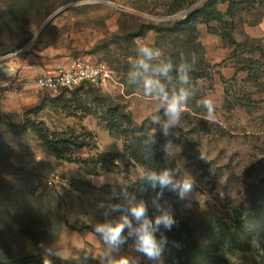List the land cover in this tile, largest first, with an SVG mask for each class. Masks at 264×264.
I'll return each mask as SVG.
<instances>
[{
	"label": "rangeland",
	"instance_id": "rangeland-1",
	"mask_svg": "<svg viewBox=\"0 0 264 264\" xmlns=\"http://www.w3.org/2000/svg\"><path fill=\"white\" fill-rule=\"evenodd\" d=\"M30 1L32 10L24 12ZM206 1L0 0V58L23 43L25 47L32 44L30 49L53 47L60 62L81 59L110 68L106 49L117 50L115 42L123 36V29L183 18ZM234 1L232 5L229 0H215L206 7L224 25L219 26V20L205 24L196 18L199 39L212 67V80L200 79L199 83L207 93L205 98L213 102V120L202 106L185 109L181 126L164 137L150 119L156 114V102L141 90L126 95L114 71L103 86L85 83L56 95L31 86L37 99L21 108L9 110L2 99V114L22 116L24 110L36 107L32 115L50 129L90 131L94 137L88 148L72 150L80 163L58 160L41 150L31 136L0 137V255L37 253L50 259L54 255L45 251L50 248L64 261L100 264L99 258L108 249L94 233V226L125 214L110 212L108 205L126 207L123 193L127 191L149 204L150 217L158 214L151 207L152 196L137 190L136 181L142 176L138 166L125 157L106 170L90 162L99 153H122V140L105 129L111 105L121 107L163 149L171 143V168L194 178L187 200H178L174 193L164 195L172 214L187 220L205 245L213 241L230 264H264V226L259 220L264 216V0ZM56 13L47 32L38 38L46 29L39 32L42 26ZM224 31L227 38L223 40ZM152 38L153 33H148L137 42L151 44ZM158 114L163 118L162 111ZM8 120L18 122L19 117ZM101 203L104 208L99 207ZM241 221L248 225L244 237L259 227L247 239L244 251L226 243ZM113 255L153 264L135 251L132 240Z\"/></svg>",
	"mask_w": 264,
	"mask_h": 264
},
{
	"label": "trees",
	"instance_id": "trees-1",
	"mask_svg": "<svg viewBox=\"0 0 264 264\" xmlns=\"http://www.w3.org/2000/svg\"><path fill=\"white\" fill-rule=\"evenodd\" d=\"M214 1L215 0H207L201 8L186 13L183 18L159 23H141L135 29H123V36L115 42L118 46L117 50L112 51L107 47L106 60L110 64V70L117 73L120 83L125 88L126 95H132L139 90L143 92L139 82L131 85L127 83V75L129 71L133 70V66L136 62L137 46L148 45L159 48L163 53L161 59L170 60L174 65L169 79L161 78L169 91L180 87L176 77L175 65L181 62L182 57L191 62L192 55H195L196 62L190 73L195 95L189 100L186 109L192 111L201 108L197 101L204 99L207 93L203 92V86L199 83V80L206 79L211 81L212 67L206 59L205 46L199 39L196 18L198 16L199 22H204L205 24H209V22L214 19L219 20V26L222 24L224 25L225 23L220 21L218 15L214 16L213 12H209V10L206 9V7L211 6L210 4L214 3ZM229 1L232 5L235 3L234 0ZM32 5H34V3L30 1L24 6V12L28 13L31 11L33 8ZM173 12H176V10H173ZM48 29L49 28H46L38 38L44 35ZM148 33H153L151 44H140L137 42L139 39L143 40L146 38ZM221 37L223 40L226 39L227 31L221 33ZM23 46V43H19L17 48L10 52H15ZM152 63L156 64L159 63V61H153ZM35 108L31 107L24 110L22 116L16 113H0V137L5 135L13 139L15 137L31 136L37 142L41 150L54 155L58 160L74 163L82 162L81 159L72 154V150L88 148L90 146V140L94 137L93 133L90 131L79 133L74 129L52 130L44 121L32 115L36 113ZM10 116L19 117V121H9L8 117ZM105 129L109 132L110 136L122 140V153L106 152L99 153L96 157H91L90 162L100 165L103 170L108 169L109 166L116 167L115 161L122 157L127 158L130 164L138 166L142 170V176L145 170L148 169L161 170L173 166V161L169 155L164 153V149L154 141L151 135L134 124L130 117L126 116L121 107H112L109 105L106 111ZM1 155L2 151L0 148V156ZM142 176L136 181L137 190L141 195L153 196L154 193L146 181L142 179ZM167 193L171 192H165V194ZM173 216L177 223L173 226L171 231L161 229L168 240V244L163 253V264H230L227 257L219 253L213 241L210 242L209 245H205V243L201 242L195 235L193 227L187 220L183 219L178 214H174ZM259 220L260 226L261 224L264 226V216L259 217ZM247 226L245 221H241L239 227L234 229L227 236L226 243L230 248L239 251L245 250L247 239L249 236H252L253 230L259 228L254 227V229L247 234L248 237H244L243 231L247 230ZM157 235L159 236V233ZM90 263L96 264L94 261ZM0 264L86 263L77 260L64 261L55 255L50 259H45L37 253H28L23 255H0Z\"/></svg>",
	"mask_w": 264,
	"mask_h": 264
},
{
	"label": "clouds",
	"instance_id": "clouds-1",
	"mask_svg": "<svg viewBox=\"0 0 264 264\" xmlns=\"http://www.w3.org/2000/svg\"><path fill=\"white\" fill-rule=\"evenodd\" d=\"M137 59L133 70L127 75L129 85L140 83L143 95L156 102V114L151 116V123L157 125L160 134L169 137L172 131L181 126L182 115L188 106L189 100L195 95L190 73L196 62L193 54L191 62L181 58V62L175 65L176 77L180 87L169 91L161 78L169 79L174 65L170 60H162V51L159 48L139 45L136 48ZM153 61L159 63L153 64ZM199 106L207 110V118L214 119L213 102L204 98L197 101ZM162 111L163 118L158 114ZM171 143L164 146V153L171 155ZM142 179L150 186L154 195L151 197V207L156 213L149 215V204L127 191L123 193L126 199V207L119 204L108 205L110 212H124L117 220H107L94 226V233L98 235L102 243L107 247L100 264H137L135 258L127 255L114 256L121 248L133 241L137 253L146 257L153 264H163V253L168 244L167 237L161 229L171 231L177 221L164 201L165 192L174 193L178 200L184 201L191 195L195 180L189 174H182L178 168H163L161 170L148 169L143 173ZM115 196L116 193L114 192ZM100 208L105 205L101 203ZM108 211L104 213L105 216ZM159 233V236L157 235ZM48 255H59L50 248H45Z\"/></svg>",
	"mask_w": 264,
	"mask_h": 264
},
{
	"label": "crops",
	"instance_id": "crops-1",
	"mask_svg": "<svg viewBox=\"0 0 264 264\" xmlns=\"http://www.w3.org/2000/svg\"><path fill=\"white\" fill-rule=\"evenodd\" d=\"M31 47L32 44L24 46L16 50V54L10 52L0 58V103L5 99L9 110L35 102L37 98L31 86L36 88L35 79L41 73L70 63L56 59L53 47Z\"/></svg>",
	"mask_w": 264,
	"mask_h": 264
},
{
	"label": "built area",
	"instance_id": "built-area-1",
	"mask_svg": "<svg viewBox=\"0 0 264 264\" xmlns=\"http://www.w3.org/2000/svg\"><path fill=\"white\" fill-rule=\"evenodd\" d=\"M111 73L112 71L105 63L76 59L67 66L44 71L35 80V86L56 95L65 89L85 83L103 86L111 78ZM115 164L118 165V161H115ZM52 182L53 180L48 181L49 184Z\"/></svg>",
	"mask_w": 264,
	"mask_h": 264
},
{
	"label": "water",
	"instance_id": "water-1",
	"mask_svg": "<svg viewBox=\"0 0 264 264\" xmlns=\"http://www.w3.org/2000/svg\"><path fill=\"white\" fill-rule=\"evenodd\" d=\"M57 15V13L56 14H54L52 17H50L47 21H46V23L42 26V28L40 29V31L39 32H41V31H43L45 28H46V26L55 18V16Z\"/></svg>",
	"mask_w": 264,
	"mask_h": 264
}]
</instances>
